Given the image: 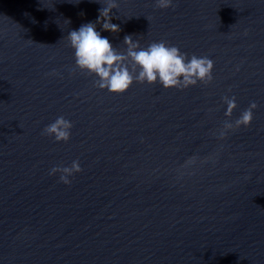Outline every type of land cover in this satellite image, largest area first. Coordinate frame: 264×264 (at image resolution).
I'll use <instances>...</instances> for the list:
<instances>
[{"label":"water","instance_id":"water-1","mask_svg":"<svg viewBox=\"0 0 264 264\" xmlns=\"http://www.w3.org/2000/svg\"><path fill=\"white\" fill-rule=\"evenodd\" d=\"M115 2L114 49L164 41L213 79L100 89L66 37L105 0H0V264H264V0Z\"/></svg>","mask_w":264,"mask_h":264},{"label":"clouds","instance_id":"clouds-1","mask_svg":"<svg viewBox=\"0 0 264 264\" xmlns=\"http://www.w3.org/2000/svg\"><path fill=\"white\" fill-rule=\"evenodd\" d=\"M171 3L172 0H156V7L168 8ZM105 4L106 6L99 9L95 22L81 25L77 30L70 31L66 37L69 47L74 49L76 67L82 71L94 73L98 77L95 81L97 87L120 94L125 92L134 81L152 84L158 80L164 88L183 89L196 85L198 81L207 84L213 79L211 59L206 56L192 55L185 62L186 54L176 46H167L164 41L152 42L146 48H141L138 40H134L131 35H125L123 43L126 50L119 52L114 49L112 43L96 30V25L101 24L102 30L113 33L120 31L119 25L111 23L113 17L110 12L117 7L115 0H105ZM128 59H131L139 71L135 68L132 71L129 70V66L125 63ZM222 99L227 105L225 116H231L232 110L236 107L235 97L225 96ZM256 107V103L251 102L235 120V126L226 121L225 128L249 125L253 115L252 109ZM71 127V122L61 116L47 125L43 134L54 136L56 141L66 142L70 137ZM224 135L225 133L222 132L221 136ZM79 171L81 168L78 161H73L71 167H53L50 174L60 172V181L69 184L68 177Z\"/></svg>","mask_w":264,"mask_h":264}]
</instances>
